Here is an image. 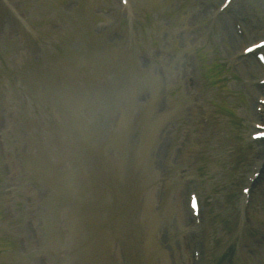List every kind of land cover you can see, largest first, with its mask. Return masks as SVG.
Here are the masks:
<instances>
[{"label":"rangeland","instance_id":"obj_1","mask_svg":"<svg viewBox=\"0 0 264 264\" xmlns=\"http://www.w3.org/2000/svg\"><path fill=\"white\" fill-rule=\"evenodd\" d=\"M129 1L0 0V264H264V0Z\"/></svg>","mask_w":264,"mask_h":264},{"label":"bare ground","instance_id":"obj_2","mask_svg":"<svg viewBox=\"0 0 264 264\" xmlns=\"http://www.w3.org/2000/svg\"><path fill=\"white\" fill-rule=\"evenodd\" d=\"M223 27H225V30H226V25H224ZM227 34L229 35V37H230V34H229V32H227ZM233 41H239V39L237 38V36H235V37H233ZM255 89V87L254 88H250V90H254ZM256 92V90H254L253 91V93H255Z\"/></svg>","mask_w":264,"mask_h":264}]
</instances>
